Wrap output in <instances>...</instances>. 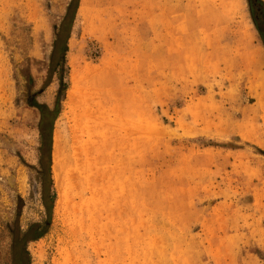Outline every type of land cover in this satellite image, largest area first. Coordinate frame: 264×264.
Listing matches in <instances>:
<instances>
[{
    "label": "rangeland",
    "instance_id": "obj_1",
    "mask_svg": "<svg viewBox=\"0 0 264 264\" xmlns=\"http://www.w3.org/2000/svg\"><path fill=\"white\" fill-rule=\"evenodd\" d=\"M69 1L0 0V264H264V0H79L53 134L70 157L93 111L106 175L93 193L71 186L62 210L51 172L49 225L14 249L47 219L29 104L54 106Z\"/></svg>",
    "mask_w": 264,
    "mask_h": 264
},
{
    "label": "bare ground",
    "instance_id": "obj_2",
    "mask_svg": "<svg viewBox=\"0 0 264 264\" xmlns=\"http://www.w3.org/2000/svg\"><path fill=\"white\" fill-rule=\"evenodd\" d=\"M253 81H254V91L257 94L256 100L258 101L259 112L261 114L262 120H264V72H260L259 67H257L253 71ZM1 84L2 83H0V85ZM80 95L81 96H78L79 103L80 105L82 103L85 106L88 100L82 94ZM71 98L72 97L70 96V99ZM74 101L75 99L73 100V102ZM88 104L87 107L89 106ZM82 108L81 110L84 109ZM86 109L88 111V115L87 113L84 114L80 113V115L83 114L86 115V117L82 118L79 115L77 116H79L80 118L75 117L76 119L78 118L79 120L78 121L75 120L77 122H74L76 126L75 127L76 133L73 134L72 136L70 157L65 156L64 146L60 144L59 138L57 137L56 133H54L52 137L51 172H52V179L54 181V187L57 192L56 203L57 206L62 210L65 209L63 207H66L64 205L68 201L67 200V196L69 193L68 190L69 188H71V186L74 187V185L79 183L80 185H83V189L85 186V191L93 193V191H95V187L97 185L96 183L97 180L99 179V176L101 175L104 177V175H106L104 174L105 170H103L101 173L99 169V165L102 163L104 159L103 143L105 142H103L101 138H98V136H97L98 140H96L95 138L96 135L94 136V133H92V123L90 122L91 114L93 111L91 112L89 108ZM86 109L84 112H87ZM107 171L108 170H106V172ZM99 172L100 174L98 175Z\"/></svg>",
    "mask_w": 264,
    "mask_h": 264
},
{
    "label": "trees",
    "instance_id": "obj_3",
    "mask_svg": "<svg viewBox=\"0 0 264 264\" xmlns=\"http://www.w3.org/2000/svg\"><path fill=\"white\" fill-rule=\"evenodd\" d=\"M79 0H70L67 4L65 13L58 25L53 29L52 49L49 55L47 79L44 87H47L54 75L57 76L58 89L56 92V100L52 109L44 104L38 103L35 99L29 104L35 108L40 114L39 133H40V147H39V174L43 175L47 180V185L42 190V202L47 212V219L43 224L33 223L29 225L26 232L16 235L14 237V249L22 247L26 241L36 240L40 238L47 226L49 225L53 203L55 201V194L52 191L51 180V147L53 137V123L59 113V102L62 94L66 90V84L63 82L64 73L66 69V53L68 51L67 41L69 39L70 31L73 21L78 9ZM256 17L264 23V8L256 9ZM256 19V20H257ZM258 32L261 37L262 44H264V28L258 25Z\"/></svg>",
    "mask_w": 264,
    "mask_h": 264
}]
</instances>
